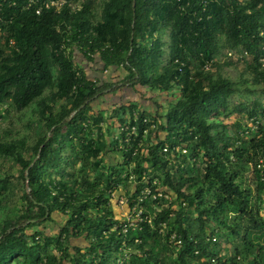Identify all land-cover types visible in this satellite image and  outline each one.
<instances>
[{
    "label": "trees",
    "instance_id": "16d2710c",
    "mask_svg": "<svg viewBox=\"0 0 264 264\" xmlns=\"http://www.w3.org/2000/svg\"><path fill=\"white\" fill-rule=\"evenodd\" d=\"M73 1L39 13L26 0L0 6V120L3 109L35 104L28 132L0 134V209L13 203L0 221V264H158L164 250L168 264H250L246 257L261 264L249 236L264 227V168H256L264 105L233 104L239 85L221 69L232 66L264 92V0H102L98 17L99 0H83L79 10ZM225 50L231 55L216 61ZM86 63L97 66L95 77ZM105 70L114 75L103 78ZM125 87L131 98L97 106ZM142 92L154 110L135 99ZM230 112L238 120L224 122ZM112 123H126L121 143L132 126L138 135L119 147L107 138ZM166 143L187 153L165 154ZM115 152L121 159H111ZM154 178L173 201L144 199L146 220L112 229L125 220L109 192L129 198L127 211ZM173 231L182 238L178 250L167 242Z\"/></svg>",
    "mask_w": 264,
    "mask_h": 264
},
{
    "label": "rangeland",
    "instance_id": "374dc122",
    "mask_svg": "<svg viewBox=\"0 0 264 264\" xmlns=\"http://www.w3.org/2000/svg\"><path fill=\"white\" fill-rule=\"evenodd\" d=\"M102 0L98 1V7L96 8L95 14L96 17L99 16V11H100V5H101ZM168 32H166L165 34V41L168 42ZM224 56V57H223ZM226 55V50L223 52V54L216 59V61H221L225 58ZM79 58V57H77ZM215 61V62H216ZM80 64H81V60H80ZM85 69V71L88 73L89 77L93 78L97 75L95 67L97 68V66H93L92 64H87L86 65H82ZM221 72L224 75H227L229 77H231L232 79H234L238 85H239V92L234 93L231 97V102L233 104H237V103H241V102H251L253 101L255 98H258L260 100V102L264 105V92L261 91L262 87L261 86H256V85H252L250 82H243V78L240 79L238 77V71L234 70L232 68V66H226L223 67L221 69ZM102 77H111L114 75V73L110 72V71H106L105 73H102ZM246 77V76H245ZM47 92V90L45 91ZM143 98H142V96ZM130 91L127 89V87L117 90L114 93L111 94H107L103 99L100 98L98 100L97 106L101 107L103 103H107L110 104L112 101H117L119 100L121 97H123V99H129L131 98ZM148 94H144V92L139 93L137 95H135V99L140 100V102H142L141 104L143 105V107L145 106L146 108L150 109L152 111V109L154 110V106L144 100V98H147ZM158 101L163 102V99L161 97V99H158ZM96 105V103H94ZM35 108V104H31L28 107L24 108L21 111H17L13 108H9L8 113H6L3 109L2 113H3V117L0 120V134H2V136L5 138L8 133L10 134H14L15 132H18L20 135L21 134H25L27 131L26 127H25V123L26 121L32 116L33 114V110ZM237 117L236 115L232 112H230L228 114V116H226L225 118H223L224 122H232V121H237ZM111 132L114 130V127H109ZM108 129L105 130V132H107ZM31 133V131L29 132V134ZM109 134L107 136V138H109ZM67 154V153H65ZM110 155V154H109ZM118 154L115 152L114 155H110L111 159L114 160V158L117 156ZM107 157V156H106ZM109 160V157H107ZM9 163L10 162H6L5 164V168H9ZM246 183L248 185H250V187L252 189H254L255 187V181L254 178L251 174V171L246 173ZM17 186L18 189L15 187L16 189V196L18 194V190L19 188H23L24 184L23 182L19 179L18 181H15V183L13 184V187ZM15 191V190H14ZM252 208L255 210V207L259 204V200L256 198L255 196V191L253 192V196H252ZM260 205V204H259ZM13 203L12 200L9 201H5L3 207L0 209V221H2L5 217L10 215L11 209H12ZM263 206V204H262ZM261 207V205H260ZM261 214L264 217V211H260ZM191 217L194 218L195 217V212L192 211L191 213ZM56 219H59V216H55ZM243 232L240 231V235H242ZM240 237L237 236H232L231 237V241L234 242V244L236 243L237 245H241V241L239 240ZM251 242L253 244H256L260 247V249L255 248L253 251H257L256 255L259 256V258H257V260H259L261 262V264H264V227L259 229V230H255L253 231V233L249 236ZM78 242V241H76ZM217 243L219 245H221L222 247H226V250L228 251V253L230 254L231 252H233V248L229 245V242L227 240L224 239V237H220V239H218ZM233 245V244H232ZM241 250L243 251V257H246L247 252H245L244 247L240 246ZM167 251L164 250L163 251V256L161 255L159 257V263L158 264H168L169 263V258L167 257ZM223 252H225L223 250ZM246 260H248V263L252 264L253 263V259L252 257L245 258Z\"/></svg>",
    "mask_w": 264,
    "mask_h": 264
},
{
    "label": "built area",
    "instance_id": "2783aa9c",
    "mask_svg": "<svg viewBox=\"0 0 264 264\" xmlns=\"http://www.w3.org/2000/svg\"><path fill=\"white\" fill-rule=\"evenodd\" d=\"M83 0H75L73 2L70 3V8L72 10H79L81 8V4H82ZM5 2V0H0V6ZM66 0H26L25 3V7L31 8L32 4H38L37 8H36V13H39L40 10L42 9V7L45 8H53L55 11H59L61 9V7L63 5H65ZM10 6V4H9ZM1 14V13H0ZM0 21H1V15H0ZM0 35H1V29H0ZM10 44H12V41H10ZM226 55L230 56L231 52L230 51H226ZM261 63L262 65H264V57L261 58ZM209 63H207L205 65V67H208ZM106 72V70L104 71ZM133 118L136 119L137 115L136 113L133 114ZM146 121V118H143V122ZM126 124V123H125ZM124 123H112L111 127H114V130L111 132V137L113 140H120V144L119 147H122V144L126 143H131L132 140L135 138V136L138 135V131L136 129L135 126H132L131 129L129 131H126V133H124V137L122 139V143H121V139H120V134L121 132L124 130ZM151 127L154 128V124H151ZM148 133V129H144L142 132V136L141 138L138 140L137 145L135 147H133V151L132 154H136L139 152V146H141L144 143V139L146 137V134ZM108 138V139H109ZM188 148L182 145H172L171 147L166 143L163 145L162 147V152L167 154L171 151L173 152H180V153H187ZM118 154V158L121 159V156ZM256 168L257 169H263L264 168V159L263 158H259L256 162ZM130 178H132V176H130ZM110 198L117 203L118 207L121 209V215L124 216V220L125 223L122 224H115L112 226V229H117L120 228L122 232H126L130 227H133L135 224L142 222L143 220H146L147 217L143 215V209L140 206V202L144 199L150 198L151 200H157L160 199L161 197H163L164 199H166L168 202H172L174 199V195L167 192L166 190H164L161 186H160V182L159 180H157L156 178H154L151 181L150 186L146 185L145 187H143V189H141V191L139 192V194L136 195L135 197V202L134 204L130 207V209H128L127 211L124 210V206L128 203L129 198L125 197V195L116 192L115 190L110 191L109 192ZM162 200H159V203H161ZM173 215V212L170 213V216ZM150 221V220H149ZM161 227L166 226L165 222H161ZM160 227V228H161ZM162 231V228L159 230ZM212 241H217V239L215 238V236L211 237ZM168 244L173 247L175 250H178L181 245H182V238L179 234H177L175 231L171 232L168 235V239H167ZM204 258H201L200 261H203ZM118 264H122V258H119L117 260ZM211 262L214 263L215 260L211 259ZM226 264H231L230 262L226 263Z\"/></svg>",
    "mask_w": 264,
    "mask_h": 264
},
{
    "label": "water",
    "instance_id": "95a60500",
    "mask_svg": "<svg viewBox=\"0 0 264 264\" xmlns=\"http://www.w3.org/2000/svg\"><path fill=\"white\" fill-rule=\"evenodd\" d=\"M73 113H75V112H73ZM73 113H71V114L69 115V117H70ZM49 133H50V132H49ZM40 149H41V146H40V148H39V151H40ZM37 157H38V155L34 158L33 162L36 160ZM33 162L30 164V166L33 164ZM30 166H29V167H30ZM27 170H28V169H26V171H25L26 181H28ZM27 191H29V188H28V187H27Z\"/></svg>",
    "mask_w": 264,
    "mask_h": 264
},
{
    "label": "crops",
    "instance_id": "0c3cea01",
    "mask_svg": "<svg viewBox=\"0 0 264 264\" xmlns=\"http://www.w3.org/2000/svg\"><path fill=\"white\" fill-rule=\"evenodd\" d=\"M84 65V64H83ZM145 107V106H144Z\"/></svg>",
    "mask_w": 264,
    "mask_h": 264
}]
</instances>
